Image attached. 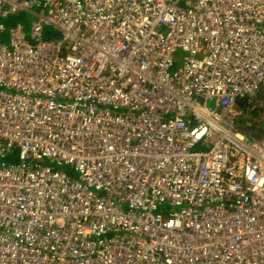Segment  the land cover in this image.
Instances as JSON below:
<instances>
[{"label": "built area", "instance_id": "obj_1", "mask_svg": "<svg viewBox=\"0 0 264 264\" xmlns=\"http://www.w3.org/2000/svg\"><path fill=\"white\" fill-rule=\"evenodd\" d=\"M18 11L0 264H264V132L241 124L264 123V0H0Z\"/></svg>", "mask_w": 264, "mask_h": 264}, {"label": "rangeland", "instance_id": "obj_2", "mask_svg": "<svg viewBox=\"0 0 264 264\" xmlns=\"http://www.w3.org/2000/svg\"><path fill=\"white\" fill-rule=\"evenodd\" d=\"M19 17H20V20L21 21H24L22 23L24 24V26L26 28L27 35H29V33H30L29 14L27 12H24L23 11L22 13L19 14ZM4 20L5 19H2L0 21L5 24ZM6 22H8V21H6ZM9 26H11V25H9ZM9 26H7V27H9ZM51 31H53V30L51 29ZM53 32H55V31H53ZM7 35H8V30H7V33L6 34H3L2 35V37L0 38V41L1 42H5V43H9V39H8V36ZM176 64H179V62H176ZM258 100L261 103V107H262V110H263V108H264V92H263V94H261L259 96V99ZM259 119H258V113L257 112H253V115H251V117H247L246 116L245 121L241 120V124L242 125H246L247 126V129H248V123H249L250 127L253 128L251 130V132H256V131H258L260 129L263 130L262 132H264V123H262L261 120H260V122L258 124L257 120H259ZM45 163L46 164H49V165H54L55 164L54 162H51L49 159H47ZM65 167L69 168L70 166L68 164H65ZM71 174L73 176H76L77 175V171H73V169H71Z\"/></svg>", "mask_w": 264, "mask_h": 264}, {"label": "crops", "instance_id": "obj_3", "mask_svg": "<svg viewBox=\"0 0 264 264\" xmlns=\"http://www.w3.org/2000/svg\"><path fill=\"white\" fill-rule=\"evenodd\" d=\"M23 11H18V12H16V13H13V14H11V15H9L8 17H7V19H5L4 20V22H5V24L7 25V26H9V25H13V24H15V23H17V22H24V21H21L20 20V17H19V14L20 13H22ZM2 20V19H1ZM6 21H8V22H6ZM51 29L53 30V31H55V32H53V31H51ZM51 29H50V32H49V35L50 36H57V37H59V33H57L56 32V30L53 28V27H51ZM46 32H45V28H44V31H43V34H45ZM28 39L30 40V38L28 37ZM253 112H256V110L255 111H253ZM245 118L246 117H243L242 118V120L243 121H245Z\"/></svg>", "mask_w": 264, "mask_h": 264}, {"label": "clouds", "instance_id": "obj_4", "mask_svg": "<svg viewBox=\"0 0 264 264\" xmlns=\"http://www.w3.org/2000/svg\"><path fill=\"white\" fill-rule=\"evenodd\" d=\"M25 12V11H24ZM5 19H7V18H5ZM18 23V22H17ZM19 23H22V22H19ZM16 24V23H15ZM15 24H13V25H15ZM23 24V23H22ZM12 26V25H11ZM10 27V26H9ZM45 27H49V26H44L43 28H42V38L44 39V40H49L51 37H50V35H48L47 36V38L45 37V34H43V31H44V28ZM51 28V27H50ZM25 31H26V28H25ZM30 31H31V29H30ZM57 32V31H56ZM26 33V32H25ZM58 33V32H57ZM59 35V34H58ZM26 39L28 40V41H30V42H32L33 43V39L31 38V36H30V33H29V35H27V33H26ZM28 37L30 38V40L28 39ZM54 38H56L57 39V36H55Z\"/></svg>", "mask_w": 264, "mask_h": 264}, {"label": "trees", "instance_id": "obj_5", "mask_svg": "<svg viewBox=\"0 0 264 264\" xmlns=\"http://www.w3.org/2000/svg\"><path fill=\"white\" fill-rule=\"evenodd\" d=\"M45 37L47 38V36L49 35L50 32V27H45Z\"/></svg>", "mask_w": 264, "mask_h": 264}]
</instances>
